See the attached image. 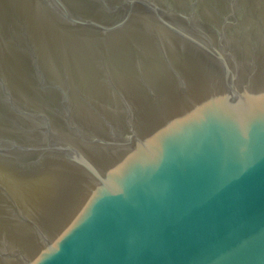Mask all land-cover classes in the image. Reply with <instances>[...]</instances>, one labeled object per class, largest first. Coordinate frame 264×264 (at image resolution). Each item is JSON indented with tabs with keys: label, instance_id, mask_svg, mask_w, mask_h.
Returning a JSON list of instances; mask_svg holds the SVG:
<instances>
[{
	"label": "water",
	"instance_id": "1",
	"mask_svg": "<svg viewBox=\"0 0 264 264\" xmlns=\"http://www.w3.org/2000/svg\"><path fill=\"white\" fill-rule=\"evenodd\" d=\"M0 264H264V0H0Z\"/></svg>",
	"mask_w": 264,
	"mask_h": 264
}]
</instances>
